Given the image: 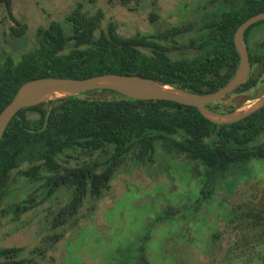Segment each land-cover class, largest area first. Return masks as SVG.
Segmentation results:
<instances>
[{
    "label": "trees",
    "instance_id": "obj_1",
    "mask_svg": "<svg viewBox=\"0 0 264 264\" xmlns=\"http://www.w3.org/2000/svg\"><path fill=\"white\" fill-rule=\"evenodd\" d=\"M10 12L11 0H0ZM123 2L126 0H122ZM264 8V0H240L205 19L169 25L150 32L120 34L112 22L99 27L101 10L88 12L77 2L64 15L68 24L51 19L38 25L36 44L13 60H0V108L18 84L40 75L83 76L103 71L131 72L189 90L206 92L222 84L238 61L232 33L249 14ZM194 28L186 40L175 36ZM23 24L11 26L21 33ZM249 70L231 91L254 85L264 70V18L248 24L242 33ZM259 66L257 71L254 67ZM100 89L109 96L86 95ZM227 110L221 98L205 103ZM159 142L211 170H223L251 156L264 168V103L244 116L215 122L195 105L168 98H136L108 87L88 88L17 108L0 135V197L9 192L14 176L41 179L44 195L58 185L71 187L52 223L70 214L85 194L97 196L108 185L115 166L128 152L142 156ZM104 154L99 158L93 152ZM88 159L69 162L75 153ZM34 189V187H33ZM35 201L29 191L11 206L22 211ZM18 245L0 246V264H26ZM261 264H264V257Z\"/></svg>",
    "mask_w": 264,
    "mask_h": 264
},
{
    "label": "rangeland",
    "instance_id": "obj_2",
    "mask_svg": "<svg viewBox=\"0 0 264 264\" xmlns=\"http://www.w3.org/2000/svg\"><path fill=\"white\" fill-rule=\"evenodd\" d=\"M77 2L101 10L99 27L112 22L120 34L150 32L196 22L240 0H11L0 1V60H16L36 44V27L64 15ZM23 24L21 33L11 26ZM175 36L177 42L193 33ZM254 71L259 69L255 66ZM264 89V70L252 86L229 90L221 100L244 106ZM86 95L109 96L95 89ZM142 156L125 153L97 196L85 194L70 214L52 223L71 187L44 195L41 179L15 175L0 197V246L18 245L26 264H261L264 257V168L259 157L211 170L159 142ZM92 156L104 154L94 151ZM75 153L69 162L88 159ZM34 187V189H33ZM35 201L15 212L29 191Z\"/></svg>",
    "mask_w": 264,
    "mask_h": 264
},
{
    "label": "water",
    "instance_id": "obj_3",
    "mask_svg": "<svg viewBox=\"0 0 264 264\" xmlns=\"http://www.w3.org/2000/svg\"><path fill=\"white\" fill-rule=\"evenodd\" d=\"M261 18H264V8L249 14L236 25L232 40L238 53V61L227 80L210 91H193L131 72L103 71L83 76H35L20 82L9 100L0 108V135L10 116L20 106L96 87L112 88L124 95L136 98H168L192 104L203 116L215 122L238 119L264 103V89L244 106L215 110L206 106L205 103L220 98L246 76L249 61L242 33L248 24Z\"/></svg>",
    "mask_w": 264,
    "mask_h": 264
}]
</instances>
